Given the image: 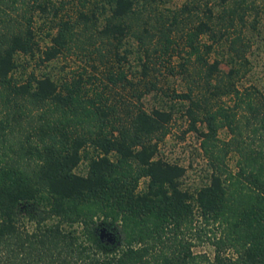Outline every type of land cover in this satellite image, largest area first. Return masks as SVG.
<instances>
[{
    "label": "trees",
    "instance_id": "trees-1",
    "mask_svg": "<svg viewBox=\"0 0 264 264\" xmlns=\"http://www.w3.org/2000/svg\"><path fill=\"white\" fill-rule=\"evenodd\" d=\"M167 10L155 0H0V264H264V93L238 84L250 46L243 26L251 13L249 26L264 21V0ZM35 13L53 22L43 47ZM192 13L180 44L173 29ZM128 35L140 50L134 80L118 52ZM221 41L226 70L209 59ZM72 48L95 53L101 78L85 67L58 79L15 74L19 55L43 63ZM159 66L181 74L185 89H161ZM157 89L187 102V130L209 158L208 179L193 190L180 185L185 167L157 154L172 118L144 106ZM219 128L229 134L220 144ZM208 224L212 255L192 249Z\"/></svg>",
    "mask_w": 264,
    "mask_h": 264
},
{
    "label": "rangeland",
    "instance_id": "rangeland-1",
    "mask_svg": "<svg viewBox=\"0 0 264 264\" xmlns=\"http://www.w3.org/2000/svg\"><path fill=\"white\" fill-rule=\"evenodd\" d=\"M185 0H155V4L159 10L164 12H170L169 9H178ZM202 16V12H198ZM198 15V14H197ZM253 13L247 15L246 25L243 26V33L248 37L250 46L246 52L248 59V69L245 74L238 80L239 85H253L260 89L264 93V21L260 18L256 21V26L251 27L248 25V21H251ZM186 23L176 29H173L172 37H175L180 44L184 41L183 31H185L193 22L196 21V16L192 13L190 16L183 15ZM33 26L36 39L40 47H43L49 42L48 34L54 31L52 21L47 17L35 13L33 16ZM203 41H209L206 35H202ZM226 46L224 41L214 45V49L210 52L209 59L217 57L220 59V67L224 70L228 68L226 62ZM118 52L124 55L121 59L120 65L125 71L127 77L131 79H137L140 77V50L136 40L130 35L126 36L122 44L118 47ZM179 60V58L173 57L172 63ZM20 64L15 69L16 75H22L25 71L33 70L36 74L48 73L51 77L58 79L62 76L72 74L77 70L85 67L86 71L93 73L97 77L101 78L103 70L102 65L98 64L95 53L91 54V58L84 57L76 48H72L70 51L62 53L57 57L45 61L43 63L36 62L35 58H29L24 55L18 56ZM91 64H96L97 68L94 69ZM25 67V70L24 68ZM160 67V74H156L159 78L157 85H160L163 89L165 87L175 89L176 91L184 90L186 87V80L181 74L170 75L163 66ZM151 77V76H150ZM153 78V77H151ZM166 89V88H165ZM123 94L126 91L123 90ZM227 100V99H226ZM143 104L146 108L151 106L161 105L169 108L172 111V118L169 123L168 132L158 143L157 154L163 158L177 162L185 167V172L180 178V185L189 190L195 189L208 179L210 172V161L206 153L201 147V136L197 131L187 130L188 117L185 113L187 102L185 100H179L169 97L159 89L151 90L144 94L142 98ZM200 129L205 130L202 123L198 122ZM216 143L220 144L221 139H227L228 132L225 128H219L217 131ZM234 162V155L232 152L227 154V163L232 166ZM85 161L81 160L75 170L78 172H85ZM143 182L140 183V186ZM26 227L31 228L33 222L27 219V216L22 218ZM198 225H203V222L199 218L195 221ZM205 231L199 232V236L193 233L192 249L194 251H204L209 255L213 253V246L210 243V237H212L213 230L216 231L214 226L208 224L204 228ZM106 238L109 237L107 233H104Z\"/></svg>",
    "mask_w": 264,
    "mask_h": 264
}]
</instances>
